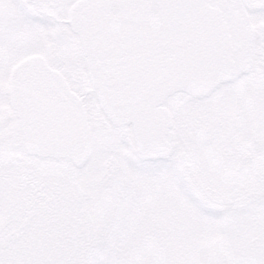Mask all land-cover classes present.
<instances>
[{"label":"snow or ice","instance_id":"6c2138e0","mask_svg":"<svg viewBox=\"0 0 264 264\" xmlns=\"http://www.w3.org/2000/svg\"><path fill=\"white\" fill-rule=\"evenodd\" d=\"M0 264H264V0H0Z\"/></svg>","mask_w":264,"mask_h":264}]
</instances>
